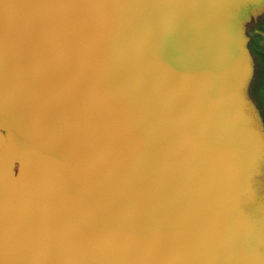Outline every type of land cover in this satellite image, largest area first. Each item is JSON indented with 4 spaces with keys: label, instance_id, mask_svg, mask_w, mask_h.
<instances>
[{
    "label": "water",
    "instance_id": "water-1",
    "mask_svg": "<svg viewBox=\"0 0 264 264\" xmlns=\"http://www.w3.org/2000/svg\"><path fill=\"white\" fill-rule=\"evenodd\" d=\"M264 0H0V264H264Z\"/></svg>",
    "mask_w": 264,
    "mask_h": 264
},
{
    "label": "rangeland",
    "instance_id": "rangeland-1",
    "mask_svg": "<svg viewBox=\"0 0 264 264\" xmlns=\"http://www.w3.org/2000/svg\"><path fill=\"white\" fill-rule=\"evenodd\" d=\"M246 33L255 71L250 84V95L264 121V12L246 24Z\"/></svg>",
    "mask_w": 264,
    "mask_h": 264
}]
</instances>
